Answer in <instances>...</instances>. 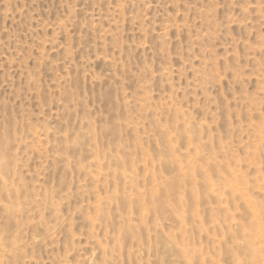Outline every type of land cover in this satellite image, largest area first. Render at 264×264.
<instances>
[{
  "label": "rangeland",
  "instance_id": "1",
  "mask_svg": "<svg viewBox=\"0 0 264 264\" xmlns=\"http://www.w3.org/2000/svg\"><path fill=\"white\" fill-rule=\"evenodd\" d=\"M0 264H264V0H0Z\"/></svg>",
  "mask_w": 264,
  "mask_h": 264
}]
</instances>
